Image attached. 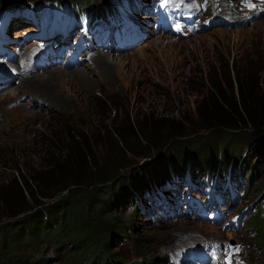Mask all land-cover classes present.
<instances>
[{
  "label": "rangeland",
  "instance_id": "1",
  "mask_svg": "<svg viewBox=\"0 0 264 264\" xmlns=\"http://www.w3.org/2000/svg\"><path fill=\"white\" fill-rule=\"evenodd\" d=\"M111 1L123 11L125 21L121 29L132 23L147 26L146 42L133 45L125 52L116 48L98 52L96 50H103L102 45L93 47L95 50L90 54L83 51L77 58L79 63L70 68L54 67L33 74L17 71V76L3 85L6 89L0 91V185L16 177L22 186L19 174L24 173L22 166L33 165L32 169L43 170L36 163L47 156V144L51 145L49 151L55 153L68 145V136L84 134L88 141L85 147L96 158L105 159L111 152L117 154L115 132H122L125 125L134 128L136 122L141 124L144 119L149 124L159 122L162 137L167 138L162 143H149L150 158L133 157L136 166L146 161L155 164L133 171L132 176L152 171L157 168L158 160L165 162L166 155L174 154L182 155L193 165L186 164L192 167L193 177L199 175V166L196 167L191 157L201 158L212 153V150L204 151L199 143L211 134L221 135L216 122L204 119L203 103L209 100L210 94L223 103L221 94L207 84L206 77L216 74L221 79L222 73L232 70L233 66L244 64L247 70L250 69L248 60L264 58V0H208V3L207 0H180L191 7L199 4L202 13L197 15L203 14V22L217 21L214 25L190 30L191 22L181 18L182 13H170L166 17L155 11L163 0H142L137 8L131 9L124 7L126 2ZM148 6L150 8L145 10ZM63 7L66 5L57 6L55 0H1L0 16L12 11L24 13L31 8H39L40 13L57 11L60 15ZM87 11L90 13L92 9L88 7ZM166 22L170 23L171 29L176 27L180 32L194 35L186 38L162 33L155 35L156 24L165 28ZM36 24L22 16L0 18V30L15 41L37 35L39 27ZM36 46V41L25 40L19 54ZM105 55L109 60H103ZM223 89L230 94L227 85ZM6 91L8 96L4 95ZM237 125L244 129L242 122ZM40 141L47 144L43 146ZM259 141L252 138L236 148L227 146V151L235 152L240 159L243 170L247 155L251 160L258 158L257 171L251 180L240 174V182L233 178L227 185L229 192L231 188L236 190L238 198L220 202L216 196L221 185L218 181L215 192L206 188L205 192L196 193L201 201L200 210L187 211L186 196L191 197L193 190L188 188L186 181H177L168 192L161 191L153 198L143 200L151 210L133 212L132 208H127L125 218L131 219L137 229L131 232L133 241H126L124 245L114 243L120 247L122 258L146 260L147 264H212L211 259L194 262L184 255L187 252L201 255L213 250L219 255L230 251V264H264V254L249 234L255 209L261 205L264 210V190L259 195L260 185H264V150ZM182 146L189 150L196 146L202 151H195L198 155L185 153ZM222 148L224 145L220 144L213 152ZM42 149L44 153L40 158L37 153ZM17 166L21 167V172L14 169ZM172 168L171 171L176 173ZM193 177L194 185H199L201 182ZM227 190L222 189V193ZM165 200L171 204L167 205L170 218H153L151 212L154 209L158 214L162 212ZM202 208L203 219L199 217ZM48 255L53 257V252L49 251Z\"/></svg>",
  "mask_w": 264,
  "mask_h": 264
},
{
  "label": "trees",
  "instance_id": "2",
  "mask_svg": "<svg viewBox=\"0 0 264 264\" xmlns=\"http://www.w3.org/2000/svg\"><path fill=\"white\" fill-rule=\"evenodd\" d=\"M64 1L101 12L107 0L89 3L87 0H61V3ZM263 62V57L257 61L248 60L250 69L247 70L244 64L233 66L232 70L222 73L221 79L216 74L207 75V84L219 91L223 103L210 94L209 100L203 103L204 119L216 122L221 135L211 134L199 143L204 151L212 150V153L201 158L191 157L196 167L199 166L198 171L209 176L216 169L225 171L231 166L252 179L258 158L251 160L247 155L243 170L240 159L235 152L227 151V146L236 148L256 138L264 150V88H260L264 87ZM248 70L251 72L247 73ZM224 85L230 88V94L224 91ZM239 122L244 124V129L237 125ZM158 126L159 122L149 124L147 119L141 124L136 122L134 128L125 125L122 132H115L117 154L111 152L105 159L96 158L87 151L88 141L84 134L68 136V145L55 153L49 151L51 145L40 141L43 146L47 144V156L36 163L43 170L32 169L33 165L22 166L24 173H19L22 186L16 177L0 185V264H147L146 260L127 261L121 256L120 247L114 245H124L134 239L131 232L134 233L137 226L124 214L127 208H132L133 212L145 211L140 197L169 182L172 166L180 175L192 165L182 155L165 154V162L158 160L157 168L132 176L133 171L155 164L146 161L136 166L133 157L150 158L149 143L165 141L167 137H162ZM220 144L224 145L223 150L213 152ZM181 148L194 155H198L195 151H202ZM43 153L42 149L37 154L42 158ZM14 169L22 170L19 166ZM260 190L261 196L263 184ZM255 211L249 234L264 254V210L260 205ZM49 251L53 252V257L48 255Z\"/></svg>",
  "mask_w": 264,
  "mask_h": 264
},
{
  "label": "clouds",
  "instance_id": "3",
  "mask_svg": "<svg viewBox=\"0 0 264 264\" xmlns=\"http://www.w3.org/2000/svg\"><path fill=\"white\" fill-rule=\"evenodd\" d=\"M141 2H142V0H138L137 2H130L129 3V9H131V8H137L141 4ZM192 35H194V34H192ZM192 35H190V36H192ZM186 37H188V36H186ZM186 37H184V38H186ZM179 38H181V37H179ZM105 52H109V51H105Z\"/></svg>",
  "mask_w": 264,
  "mask_h": 264
},
{
  "label": "bare ground",
  "instance_id": "4",
  "mask_svg": "<svg viewBox=\"0 0 264 264\" xmlns=\"http://www.w3.org/2000/svg\"><path fill=\"white\" fill-rule=\"evenodd\" d=\"M28 36H29V35H28ZM103 60H104V61H107V60H109V59H108V57L105 55V56H103ZM17 71H18V73H19V71L21 72V69H18ZM3 85H5V84H3ZM8 93H9V92L6 91V93H5L4 95H5V96H8V95H9ZM12 96H15V95H12ZM242 185H243V183H242Z\"/></svg>",
  "mask_w": 264,
  "mask_h": 264
}]
</instances>
